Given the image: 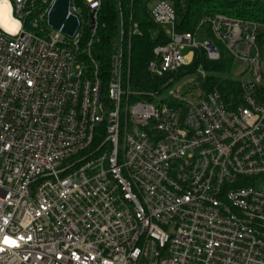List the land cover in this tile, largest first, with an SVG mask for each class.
Listing matches in <instances>:
<instances>
[{
	"label": "built area",
	"instance_id": "obj_1",
	"mask_svg": "<svg viewBox=\"0 0 264 264\" xmlns=\"http://www.w3.org/2000/svg\"><path fill=\"white\" fill-rule=\"evenodd\" d=\"M56 1L8 0L19 27L0 24V264H264V23L215 14L178 32L174 4L153 0L170 39L147 69L164 84L137 91L138 23L121 20L105 87L102 0H70L73 36L50 24ZM218 42L243 67L235 104L202 66L180 83Z\"/></svg>",
	"mask_w": 264,
	"mask_h": 264
},
{
	"label": "trees",
	"instance_id": "obj_2",
	"mask_svg": "<svg viewBox=\"0 0 264 264\" xmlns=\"http://www.w3.org/2000/svg\"><path fill=\"white\" fill-rule=\"evenodd\" d=\"M82 5V0H76ZM153 0H102L99 10L100 41L92 47L94 58L100 63V76L105 85L108 84L110 73V54L113 43L119 38L121 20L125 26L132 22L138 23L141 35L132 38L129 84L133 90L149 91L162 89L164 79L152 76L147 67L152 58L153 49L159 44L169 41V36L163 30L153 34L158 25L149 14V5ZM176 9V29L178 32H193L200 20L205 16L215 14L244 21L264 23V0H170ZM207 37L214 39L210 32ZM221 47V58L218 61L209 60L204 51L195 50L194 59L190 65L179 71L182 74H194L199 66L207 73L205 86L207 90L218 89L225 102L235 104L240 101L242 93L238 80L232 78L235 66L234 57L226 48ZM260 58L264 63V31L257 36ZM100 138L96 137V141Z\"/></svg>",
	"mask_w": 264,
	"mask_h": 264
},
{
	"label": "water",
	"instance_id": "obj_3",
	"mask_svg": "<svg viewBox=\"0 0 264 264\" xmlns=\"http://www.w3.org/2000/svg\"><path fill=\"white\" fill-rule=\"evenodd\" d=\"M70 0H57L50 13V24L56 28H63L69 36H73L79 23L75 16H68Z\"/></svg>",
	"mask_w": 264,
	"mask_h": 264
},
{
	"label": "rangeland",
	"instance_id": "obj_4",
	"mask_svg": "<svg viewBox=\"0 0 264 264\" xmlns=\"http://www.w3.org/2000/svg\"><path fill=\"white\" fill-rule=\"evenodd\" d=\"M160 30H166L165 28H163L162 26H158L157 30L155 29L153 31V34H156L158 31ZM242 70H243V67L238 65V64H235L234 68H233V71H232V78L236 79V80H239L241 79V76H242ZM185 82V83H184ZM203 82V78L201 77L200 74H197V73H194V74H189V76L185 77V78H182L180 83L181 84H185V86H188V85H192V84H201ZM263 82H264V79H263ZM183 84V85H184ZM173 87H176V86H173ZM172 88V87H171ZM170 88H167L165 91H164V97L167 96L168 97V91H169Z\"/></svg>",
	"mask_w": 264,
	"mask_h": 264
},
{
	"label": "snow or ice",
	"instance_id": "obj_5",
	"mask_svg": "<svg viewBox=\"0 0 264 264\" xmlns=\"http://www.w3.org/2000/svg\"><path fill=\"white\" fill-rule=\"evenodd\" d=\"M0 16L5 19L10 17V8L8 5V0H0ZM19 27L18 22H13V26L9 29L10 31H15Z\"/></svg>",
	"mask_w": 264,
	"mask_h": 264
},
{
	"label": "bare ground",
	"instance_id": "obj_6",
	"mask_svg": "<svg viewBox=\"0 0 264 264\" xmlns=\"http://www.w3.org/2000/svg\"><path fill=\"white\" fill-rule=\"evenodd\" d=\"M13 22H16L13 20V18L11 17V12H10V17L5 19L3 16H0V24L6 28L7 30H9L12 26H13ZM10 31V30H9ZM15 31H10V32H16Z\"/></svg>",
	"mask_w": 264,
	"mask_h": 264
}]
</instances>
